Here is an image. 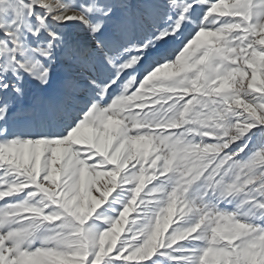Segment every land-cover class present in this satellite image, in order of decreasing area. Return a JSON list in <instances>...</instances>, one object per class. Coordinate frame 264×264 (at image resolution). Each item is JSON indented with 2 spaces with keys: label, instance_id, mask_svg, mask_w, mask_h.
<instances>
[{
  "label": "snow or ice",
  "instance_id": "1",
  "mask_svg": "<svg viewBox=\"0 0 264 264\" xmlns=\"http://www.w3.org/2000/svg\"><path fill=\"white\" fill-rule=\"evenodd\" d=\"M0 202V264H264V0H0Z\"/></svg>",
  "mask_w": 264,
  "mask_h": 264
},
{
  "label": "rangeland",
  "instance_id": "2",
  "mask_svg": "<svg viewBox=\"0 0 264 264\" xmlns=\"http://www.w3.org/2000/svg\"><path fill=\"white\" fill-rule=\"evenodd\" d=\"M133 2H135V0H133ZM72 35H73V37H74V32H73V30H72ZM74 38H76V36H75ZM34 95H39V96H41V97L44 96L43 93H39L38 91H37V92H30V93L28 94V96H26V98L24 99V101H22V103H23L24 105H30V104H32V103L34 102V101H33V97H34ZM149 187H150V185H149ZM146 191H147V189H145V192H142V193H141V196H145ZM0 203H2V202H0ZM131 218H132V216L130 215L129 219H131ZM174 219H176V218L174 217Z\"/></svg>",
  "mask_w": 264,
  "mask_h": 264
},
{
  "label": "bare ground",
  "instance_id": "3",
  "mask_svg": "<svg viewBox=\"0 0 264 264\" xmlns=\"http://www.w3.org/2000/svg\"><path fill=\"white\" fill-rule=\"evenodd\" d=\"M73 32H74V37L76 36V38H77V39H79V38H80V36H79V33H78V31H77V30H73Z\"/></svg>",
  "mask_w": 264,
  "mask_h": 264
}]
</instances>
